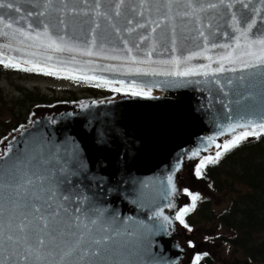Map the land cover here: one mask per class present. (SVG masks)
Segmentation results:
<instances>
[{"label":"water","instance_id":"1","mask_svg":"<svg viewBox=\"0 0 264 264\" xmlns=\"http://www.w3.org/2000/svg\"><path fill=\"white\" fill-rule=\"evenodd\" d=\"M5 2L22 8L20 14L0 8V15L13 21V28H27V23L31 22L34 34L35 30L42 31L43 25L48 24L54 36L63 35L65 30L59 23L63 19L68 24L66 32L71 43L81 50L56 51L24 38L0 36V60L5 63L11 60L30 68L38 64L45 71L51 68L53 73L79 78L95 76L99 78L95 81L104 83L107 80L110 84L141 87L154 93L134 96L131 91H124L111 99L83 100L36 109L27 126L0 144V180L24 183L32 179L34 187L38 188V176H47L49 172L65 176L67 183L61 180V191L69 188L80 193L87 197V203L118 214L121 220L127 221L129 228H136V222L155 226L149 238L148 255L136 257L138 264L140 261L143 264H186L189 260L187 246L182 239L183 232L186 237V231L175 219L186 201L184 171L191 170L192 165L203 157L214 154L216 144H223L233 137L227 130L229 123L264 122V66L244 68L239 63L230 64L225 60L227 71L212 72L220 65L222 57L240 56L245 51L243 48L233 51L234 37L240 35L232 24L234 13L240 20L239 27L246 28L248 22L255 20L252 33L264 36V4L261 0H245L248 7L243 8L237 0H231V8L221 6L201 14L203 29L195 17H177L175 51L171 42L172 25L166 22L155 33L158 43L149 67L109 58L125 55L124 52L84 55L83 49L94 26L92 14L64 15L59 11L65 3L68 8L83 7L80 0H52L44 16L33 15L25 20L20 19L22 14L44 11L45 0ZM118 2L101 0L102 10L108 12L113 18L111 23L121 32L116 33L105 17H100L101 28L97 32L108 35L113 41L107 44L108 49H123L121 36L130 41L129 46L139 44L133 54L146 59L145 52L151 47V41H139L138 37L151 36L150 28H137L131 34L125 29L145 23L148 13L145 11V16L140 17L133 11L140 0H125L121 15L116 16ZM151 15L156 19L155 11ZM129 20L133 24L129 25ZM0 30L11 32L3 25ZM200 31L208 36L207 41L199 35ZM244 43L241 38L240 44ZM189 56L192 57L187 61L190 67L209 66L208 76L203 75V70L188 77L164 75L176 71L175 67L155 63L174 57L184 60ZM137 67L143 70L137 72L134 70ZM179 70H184L183 65ZM241 131L243 129H236V133ZM209 137L215 142L209 144ZM193 151H199L200 155L192 157ZM20 160L23 163H18ZM58 169L62 172L58 173ZM169 176L172 177L171 184ZM0 196L4 197L7 207V191L0 189ZM156 212H161L162 216L155 217Z\"/></svg>","mask_w":264,"mask_h":264},{"label":"snow or ice","instance_id":"2","mask_svg":"<svg viewBox=\"0 0 264 264\" xmlns=\"http://www.w3.org/2000/svg\"><path fill=\"white\" fill-rule=\"evenodd\" d=\"M83 7L68 8L67 4L59 9L64 15L72 13L74 15L88 16L90 13L93 16V27L90 29V39L84 47V55L94 56L101 55L105 51L124 52L125 55H114L109 57L113 60H126L135 65H150L153 63L150 58L158 43L155 33L158 28H161L166 22H170L173 51L176 49V19L177 17H195L197 21L201 22V29L204 24L203 16L201 14L207 13L210 10L218 9L221 6L227 8L233 7L231 0H140L138 8L133 9L140 17L145 16V11L148 17L145 23H136L135 27H128L125 29L129 34L136 31L137 28H150L151 36L140 35L139 41H151V47L145 52L146 59H140L133 54L139 44L134 47L129 46L130 41L120 39L124 45L123 49L115 47L108 49L107 44L113 43L108 35L98 33L97 29L101 28L100 17H105L110 26L116 33H120L121 29L114 23H111L112 17L108 12L102 10L101 0H80ZM243 8H247L248 4L245 0H237ZM52 4V0H45L44 11L27 12L20 16L21 20H25L33 15L44 16L48 7ZM125 4V0H119L115 6V15H121V7ZM264 4V0H261ZM0 8H7L15 13L22 12L21 7H17L14 3L0 0ZM157 14L156 19H152V12ZM253 11H258L253 9ZM232 24L235 31L240 35L234 37L235 49H245L240 56H233L231 54L221 58L220 65L212 69V72L227 71L224 67V61L228 63H239L244 68H254L257 66H264V36H254L252 29L255 26V20L247 23L246 28L239 27L240 20L235 13L232 15ZM64 31L63 35H53L49 30V25L44 24L43 30H35L33 34V24L27 23V28L15 27L13 28V21L6 20L4 15H0V25L9 31L0 30V36L9 37L13 39L24 38L30 41L38 42L40 45L53 48L56 51L81 50L71 43V37L67 35L66 29L68 24L65 20L59 21ZM128 24H133L132 20ZM211 28V23L208 24ZM199 35L204 37L205 41L208 36L204 31H200ZM254 37V38H253ZM245 40L244 45L240 44V40ZM216 47V45H213ZM221 47L229 48L231 45H222ZM97 49H99L97 51ZM198 54V53H197ZM243 57H247L246 59ZM192 59L191 56L181 60L179 57H174L170 61H158L159 64H170L176 69L174 72H165L164 75H175L177 77H188L203 70V75L208 76V65H201L197 68L190 67L187 61ZM209 60L212 57L208 58ZM0 63H5V60H0ZM91 63V62H89ZM183 65L184 70L180 71ZM10 67H20L19 63H12L11 60L5 64ZM28 71H45L38 64H33ZM139 72L143 69L137 67L134 69ZM48 74H53L52 69H47ZM235 71V69H232ZM76 78V77H74ZM85 81L99 79L95 76L82 77ZM241 80L244 77H240ZM105 84L111 81H104ZM121 83H123L121 81ZM219 83V81H217ZM232 83L231 80L228 81ZM97 86H100L99 84ZM223 87V85H221ZM115 91H121L116 88ZM149 92L133 91L132 95H148ZM231 111V109H229ZM236 129H243V131L236 133ZM227 130L233 133V137L223 144H216L217 151L214 156H205L201 159L199 165L195 169V174L201 176L203 169L207 164L218 163L221 156L229 149L237 146L242 140L249 136H259L264 132V122H256L254 120H247L244 123L239 121L229 123ZM223 135V132L220 133ZM214 138L209 137L208 143H214ZM8 152H12V148H8ZM192 157L200 155L199 151H193ZM2 162V161H0ZM18 163H23L22 160ZM58 173L62 169L57 170ZM51 177V181H49ZM63 180L67 183V177L62 175H53L51 172L47 176H38L37 181L39 187H34L32 179H27L24 183H12L10 180H0V189L7 191V207H5V199L0 196V264H138L136 257L148 255L150 247L149 238L155 231L154 225L145 224L143 222H136V228L127 227V221L121 220L118 214L108 213L105 209L97 205L87 203V197L82 196L78 192H72L69 188L64 191L60 190V183ZM168 181L172 183V177H168ZM172 190H175L173 185ZM67 192L68 194H64ZM192 197L191 208H183L175 217L182 224L185 223L184 216L196 207V201L199 195L188 193ZM172 206V205H169ZM5 213L7 215L5 216ZM162 216L161 212H156L155 217ZM167 217L164 220L167 221ZM187 227V224H185ZM199 261L200 257L197 256ZM139 264H143L140 261Z\"/></svg>","mask_w":264,"mask_h":264},{"label":"rangeland","instance_id":"3","mask_svg":"<svg viewBox=\"0 0 264 264\" xmlns=\"http://www.w3.org/2000/svg\"><path fill=\"white\" fill-rule=\"evenodd\" d=\"M35 85L41 86L42 92L44 94H47L48 98H51L53 96L56 98L57 97L61 98L55 104L60 102H71L67 100V98L70 97V94L66 93L71 89H74V91L76 92L75 96H77L79 100L111 98L117 94V91H115L116 88L109 87L108 89L105 87H101V89H103L105 93H100L97 90L98 88L96 85H92L90 83H83L66 76L58 77V76H45L44 74L25 75L19 73L16 74L4 73L0 76V91L2 92L0 93V103H1L0 131H2V128L4 126L7 127V124H10V123L6 124L5 122L13 119L14 115L17 117L22 116V118L19 120V123L24 124L25 117H28V119H26L27 121L30 120L31 114L34 113L36 109L54 105L52 103L41 104V102H31V98L34 96V94L28 93L26 95L25 93L27 91L32 90ZM73 101H78V100H73ZM12 127L13 125L12 126L9 125L8 129ZM12 129L9 131V133H11ZM5 137L6 135L2 133L0 134V144L2 143V140ZM240 160L241 158H239L238 161ZM233 164H236V162L234 161ZM233 164L231 165V168H232V172H234L235 175V171L239 170V168L235 170V166H233ZM227 166H229V164H227ZM224 170L225 172H222L221 174L222 182L219 183L220 184L219 187H216L214 185L213 180H209L207 178H198L194 176V174L192 175L189 169L186 170V172L184 171L183 184L185 186L184 191L186 198H187V191L189 190L196 191L195 194L196 195L197 193L199 194V201L200 198H205V197H206L205 199L209 200L207 201L206 204L207 208L205 210L212 209L213 212H211V214H209L205 210H204L205 212H202V210L199 209L200 206L198 208L197 205L199 202H197L196 207L193 209L194 215L189 216V219L192 220V222L195 224L196 227L193 231L186 232V237H184V232H183L182 239L185 242V246H187V238L192 239L193 237L195 238V242H197L198 245L200 246V249H204L205 240H207L208 238L207 242H209V240L213 238V240H211L210 242L211 248H209V245L207 246V248L210 249L209 251L211 252V254H213V250H215V242H217V236L221 234V236H219V244L217 243L216 244H217V250H219V246L221 244V238H223V244H221V246L224 247L223 250H221L223 251V254H221V252H219V254H221V258H223V256H225V258H223V260H219V262L220 263L223 262V264H225V262H227V264H237V262H243L247 257L243 255H239V252L241 251H239V249H237L234 245V242L232 240V238L236 236L234 235L235 234V230H233L234 227L231 228V226H229L230 229L228 227L227 229L225 226L226 223L223 224V226H221L222 220H217V218H219L217 217L216 218L217 222H215L214 214L216 213L215 216L217 215L221 216V214L223 215L225 214V211L227 209L231 210V205L233 204L234 199L237 200V204H239V198L241 194H239V198H236L237 196L235 192L238 191L241 187H243L241 188V190H245L246 187L243 186V184L239 183L238 180L236 182L234 179L233 180L229 179L228 176L226 180L225 175L227 174V170L226 169ZM240 171L242 170H239V172ZM215 184L218 185L217 179L215 180ZM246 192L247 190H245L243 194ZM245 200H247V198L243 200L245 204H243V202L239 204V208H241L242 205L246 207L247 202ZM237 204H235V210H237ZM229 210H227V215ZM235 210L233 211L235 212ZM239 211L240 210H237V214L239 213ZM216 224H219V226ZM231 232H233V234H231ZM207 234H209V236H207ZM225 236L227 238H231V242H233V244H231V242H229V240H227ZM258 237L260 238V240H262L264 238V231L258 233ZM225 240H227V242H225ZM217 250H215V256L212 255L213 256L212 264H215V258H217ZM233 250H235V252H233ZM201 252H203V250H201ZM206 253L207 252H205V255ZM191 254H193V251H191ZM191 254L189 256V260H191V264H193V256H191ZM241 256H243V258H241ZM218 259L219 258H217V260ZM203 260H205V258ZM203 260H201V264ZM195 262L199 264V261L195 260Z\"/></svg>","mask_w":264,"mask_h":264},{"label":"trees","instance_id":"4","mask_svg":"<svg viewBox=\"0 0 264 264\" xmlns=\"http://www.w3.org/2000/svg\"><path fill=\"white\" fill-rule=\"evenodd\" d=\"M4 73L23 74V71L13 70L12 68L0 63V76ZM31 74L36 73L31 71ZM0 93L2 92L0 91ZM28 93L34 94V96L31 98V102H41V104H49L60 100L58 97L56 98L54 96L48 98V95L44 94L41 88L38 86L33 87L32 90L27 91L25 94L27 95ZM66 93L70 94V97L67 98L68 100L77 99L74 92L70 91ZM21 118L22 116L17 117L14 115L13 119L6 121V124H10H7V127L4 126L2 128V131H0V134L2 133L4 135H7L12 128H19L22 124L19 123V120ZM26 119H28V117H25L24 123H27ZM9 125H13V127L8 129ZM239 158H241L240 161H238ZM234 161L236 162V164H233ZM227 164H229V166H227ZM232 164L233 166H235V170L239 168V170L242 171L239 172V170H237L235 171L234 175V172H232L231 168ZM224 169L227 170L228 174L225 175L226 180L228 176L229 179H234L236 182L238 180L239 183L243 184V186L246 187V193L243 194L245 190H241V188H243L241 187L238 191L235 192V194L237 196L236 198H239V194H241L239 198V204H241V202H243L245 198H247V200H245L247 204L246 207L242 205V207L239 208L237 200L234 199L233 204L231 205V210L227 209L229 210L228 215L227 210L224 214L226 217L223 214H221V216H215V213L214 220L215 222H217V220H222L221 226L226 223V228H229V226H231V228L234 227V235L236 236L232 238V240L235 247L239 249V251H241L239 252V255L246 256L250 260H256L264 263V238L260 240V238L258 237V233L264 231V132H262L259 136H249L246 139L242 140L237 146L225 152L221 156L218 163L207 164V170L205 171L204 176L209 180H213L214 185L216 187H219V183L222 182L221 174L222 172H225ZM190 173L193 174V172ZM216 179L218 185L215 184ZM207 201L209 200L202 199L201 203L197 206L198 208L200 206L199 209L202 210V212L206 211L211 214V212H213L212 209L205 210L207 208ZM235 204H237V210H240L238 214L237 210H235ZM243 204H245V202H243ZM233 210H235V212ZM192 214L194 215L193 212H190L188 215ZM184 221L186 222L188 228H190L191 226H195V224L189 218L186 219L185 217ZM216 225L219 226V224ZM231 234H233V232H231ZM219 236H221V234L217 236V242H215L216 248L217 244H219ZM225 238L227 237L225 236ZM211 240H213V238H211ZM227 240L231 242V238H227ZM227 240H225V242H227ZM233 242H231V244H233ZM221 244H223V238H221ZM221 244L219 246V249L223 250L224 247H222ZM233 252H235V250H233ZM206 259H208V257H206Z\"/></svg>","mask_w":264,"mask_h":264},{"label":"flooded vegetation","instance_id":"5","mask_svg":"<svg viewBox=\"0 0 264 264\" xmlns=\"http://www.w3.org/2000/svg\"><path fill=\"white\" fill-rule=\"evenodd\" d=\"M207 235H209V234H207ZM207 240H205L206 249H205V246L203 249V252H207V253L205 255V260L202 261V264H212L213 263V256H215V250H217V248L215 247V250H213V254H211V252L209 251L210 249L207 248L208 245H209V248H211V243H210L211 241L207 242ZM191 242H192V244L190 243V239H189V244H190V247L192 249L191 251H193V253H196V251L199 252L200 246L198 245V243L195 242V240L192 241V239H191ZM219 252H221V254H223V251H221L220 249L217 250V258H219V259L217 260V258H215V264H223V262L220 263L219 260H223V258H225V256H223V258H221V254H219ZM197 256L203 257L200 254L194 255L193 261L196 260ZM206 256L208 257V259H206ZM241 258H243V256H241ZM195 264H197V263H195ZM199 264H201V259L199 260ZM225 264H227V262H225ZM237 264H264V263H261L260 261H256V260H250L247 257L243 262H237Z\"/></svg>","mask_w":264,"mask_h":264},{"label":"bare ground","instance_id":"6","mask_svg":"<svg viewBox=\"0 0 264 264\" xmlns=\"http://www.w3.org/2000/svg\"><path fill=\"white\" fill-rule=\"evenodd\" d=\"M195 240V238L192 237V241ZM191 253V249L189 248L188 254H187V259H189V255Z\"/></svg>","mask_w":264,"mask_h":264}]
</instances>
